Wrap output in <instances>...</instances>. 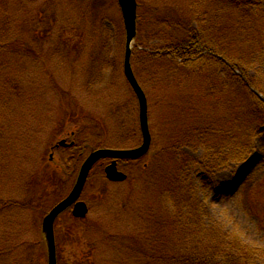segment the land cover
Segmentation results:
<instances>
[{
  "label": "trees",
  "instance_id": "obj_1",
  "mask_svg": "<svg viewBox=\"0 0 264 264\" xmlns=\"http://www.w3.org/2000/svg\"><path fill=\"white\" fill-rule=\"evenodd\" d=\"M36 3L37 0H0V185L16 182L17 175L11 170L21 167L29 196L10 199L9 192L0 190L1 253L12 252L5 243L8 228L15 225L11 215L14 208L41 210L38 192L33 189L36 176L31 170V159H37V154L30 150L27 129L24 134L20 129L29 120L26 115L31 116L39 104L43 108L36 120L39 134L49 135L51 122L48 103L54 93L50 88L52 74L46 61L36 60L43 55L31 49L23 37L24 32L34 36L38 30L31 16L40 20L44 8L32 13L31 6ZM94 3L102 7L100 12L105 11L104 0ZM138 3L147 9V14H138L132 66L149 98L152 148L143 159L128 165L129 193L114 205L108 200L105 210L112 211L113 207L110 222H102L93 240H78L87 244V251L74 264H107L105 259L111 261L109 264H257L262 252L207 225L208 211L191 178V163L196 162L185 149L203 150L199 168L216 171L229 163L245 162L252 139L264 133V0H180V8L168 4L154 8L141 0ZM100 17L90 16L88 21L84 17L81 25L86 27ZM100 22L101 31H93L94 36H90V42L99 45L89 52L83 76L94 88L105 84V93L110 88L115 90L113 79L119 69L123 72V65L108 51L109 31ZM30 52L36 61L25 56ZM68 57L72 60L69 65H75ZM126 84L133 100H123L118 92L119 97L112 101L109 95L106 101L108 108L112 101L113 122L108 125L101 121L97 129L86 123L87 112L73 98L71 89L58 94L60 113L54 129L67 130L65 133L73 136L75 143L62 150L71 155L67 160L62 155L65 161L58 159L60 169L73 166L69 173L73 176L74 169L92 149L113 147L115 138L120 142L115 148L120 149L142 143L138 102ZM127 106L132 108L125 113ZM81 120H85L86 127L78 126ZM130 124L133 127H128ZM15 139L20 142L19 155L11 144ZM35 143L39 141L32 144ZM44 158L41 153L37 164L42 165ZM134 171H140V177L135 178L140 179L139 186L133 185ZM105 194L102 191L100 196ZM62 221L61 230L72 227ZM69 221L77 224L76 220ZM37 244L30 250L27 247L22 257L6 258V263L40 262L45 248L42 240Z\"/></svg>",
  "mask_w": 264,
  "mask_h": 264
},
{
  "label": "rangeland",
  "instance_id": "obj_2",
  "mask_svg": "<svg viewBox=\"0 0 264 264\" xmlns=\"http://www.w3.org/2000/svg\"><path fill=\"white\" fill-rule=\"evenodd\" d=\"M45 1H47V7L42 5ZM95 1L83 0V3H80L79 0H51L49 4V0H37V3L34 4L35 7L31 6L32 13H37V8L38 10L44 8L41 11L43 15H39L40 20L32 19L33 15L31 16V20L37 25L38 30H35L34 36L24 32L23 37L29 41L31 49L34 48L38 54L41 53L43 55L36 60L41 62L43 59L48 64L47 68H49L52 74L50 88H53V92L56 95L53 93V98L50 101V96H48L49 113H51V122L48 120L50 123L49 135L46 133L39 134L36 128L37 117L43 109L41 104L33 108L31 116L26 115L29 120L21 128L19 127L23 134L27 129L29 138L28 145L31 146H29L31 148L30 150H33L37 154V159H31V163L33 164L31 170L36 176L35 188L33 189L38 192V202L41 210L38 212L32 208H14L11 215L14 218L15 225L8 228L9 235L6 236L5 243L6 248H11L12 252H0V264H7L5 259L9 257H22L27 247L30 250L33 244H37L43 240L41 230L45 211H49L63 200L71 191L76 180L80 165L74 169L76 172H74L73 176L69 175V173L73 172V166L70 169L67 166L66 170L59 168L60 160L58 159L64 155L67 160V157L71 153L67 151H56V153H53L52 151V148L62 140L67 139L68 142L72 141L65 133L67 130L54 129L56 127V121L58 120V113H60L58 111V104H60L58 94L65 93L69 89L72 90L73 98L78 100L87 112L86 119L88 121L86 123H90L91 129H97L102 126V124H99L101 121L111 125L113 115L110 105L112 101H116L119 97L118 92H120V97L123 100H133L131 91L125 82L122 69L117 71L113 79L114 86L116 87L115 90L110 88L109 92L106 91L105 93L102 88L105 84L94 88L92 83L87 84V79L83 76V67L87 66L89 62L87 58L89 52L96 50L99 45V43L94 44L90 42V36H94L93 31L98 33L101 31L100 20H102L103 26L109 31L108 51L112 56L117 57L122 65L125 58L126 34L117 0H104L105 4L107 3L104 5V12H100L102 7L99 4L96 5L94 3ZM141 1L144 4H150L154 8L164 4L176 5L178 8L181 7L179 5L180 0ZM144 12L147 14V9L144 6L139 7L138 14L142 16ZM98 14L101 15L100 20L92 21L86 27L81 25L84 17L88 21V17L98 16ZM78 26L80 29H78ZM151 30V28L148 30L150 34ZM46 32L47 34H45ZM151 36L149 35V38ZM42 38L44 40L37 46V43ZM143 39L144 37H142ZM78 55H82V58H77ZM25 56L35 60L31 52ZM68 56L72 57L75 65H69L71 59ZM64 68L69 73L65 70L63 71ZM109 95L112 97V101L108 108V102L106 100H108ZM131 108V106H127L124 112L126 113L129 109L131 111ZM133 108H136L135 105ZM18 115L21 116V111H19ZM68 125L71 124L69 123ZM78 126L80 128L86 127L85 120H81ZM131 126V124L128 125V127ZM153 127L156 128L154 122ZM35 140H38L39 143L33 145L32 143ZM252 140L251 151L249 153L250 159L247 162L229 163L216 171L204 172L199 168L198 164L202 162L204 156L203 150L193 152L185 149V152L196 162L195 164L191 163V178L196 183V192L201 203L208 211L206 218L207 225L216 226L225 234L234 235L244 245L250 246L251 249H255L259 253L262 252V258L257 264H264V133ZM11 144L16 148L14 153L19 155L20 142L15 139V142L12 140ZM112 146L110 148L120 146L117 138L112 142ZM41 153L45 154L44 159L46 160L42 165L37 164L38 156ZM51 155L54 156L52 162L48 160L49 158L51 159ZM62 159L65 161L63 157ZM123 167H120L119 170L128 174L129 169ZM11 171L17 175V181H12L10 184L3 181L4 183L2 186L0 185V190L9 192L10 199L15 198V200H19L20 198H28L29 196L25 185L26 174L24 175L21 167L20 169L15 167ZM133 173V185L139 186L140 184L138 182L140 179L136 180L135 178L140 177V171H134ZM103 177H105L103 167L96 168L82 196V200L90 208L88 217L84 220H78L76 222L77 224H74L72 221L68 222L70 220V214H64L62 219L68 224H71L72 227L66 226L61 230L62 219L57 224L56 235L59 264L77 263L78 259L87 251V244L83 242L94 239L93 234L96 233L103 221L106 223L110 222L113 216V207L112 211L105 210V207L110 203L114 205L116 202H121L126 194L129 193L131 185L128 182L110 184ZM20 180H23L21 185H19ZM102 191L103 193L106 192L103 197L100 196ZM115 197L120 200H114ZM114 208L116 209V206ZM106 212L109 214L102 216ZM20 219L21 221L19 222ZM65 231L68 234H65ZM32 255L34 258L35 252H32ZM103 255L105 256V254ZM98 260L101 263V257ZM104 262L107 264L111 263L108 259H105ZM46 263L44 252H42L40 262L34 260V264ZM17 264H21L20 260H17Z\"/></svg>",
  "mask_w": 264,
  "mask_h": 264
},
{
  "label": "water",
  "instance_id": "obj_3",
  "mask_svg": "<svg viewBox=\"0 0 264 264\" xmlns=\"http://www.w3.org/2000/svg\"><path fill=\"white\" fill-rule=\"evenodd\" d=\"M119 6L122 11L124 25L126 30V54L124 63L125 76L134 90L138 102H139V113H140V126L143 135V144L137 149L132 150H109L102 149L95 151L89 155L84 162L77 182L69 194V196L58 204L44 219L43 221V234L48 251V264H57V250H56V239L54 224L56 219L66 210L74 207L73 215L77 218H85L88 214V207L83 202H78L86 182L88 180L90 171L96 163L103 159H114L115 161L106 168L107 178L112 182H124L127 176L117 169V160H136L142 158L148 154L151 144L152 136L149 127L148 117V100L145 92L138 83L134 74L131 56L133 45L137 36V0H118ZM60 145H65V141L61 142Z\"/></svg>",
  "mask_w": 264,
  "mask_h": 264
}]
</instances>
